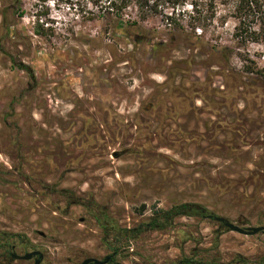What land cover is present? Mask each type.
I'll return each mask as SVG.
<instances>
[{
  "label": "rangeland",
  "instance_id": "374dc122",
  "mask_svg": "<svg viewBox=\"0 0 264 264\" xmlns=\"http://www.w3.org/2000/svg\"><path fill=\"white\" fill-rule=\"evenodd\" d=\"M13 2L0 0V231L27 239L16 255L103 260L113 254L96 216L134 228L153 207L185 202L264 226V43L239 45L229 21L197 31L193 46L190 31L159 17L133 43L124 36L135 30L85 20L76 0H21L17 14ZM222 47L227 58L211 55ZM220 230L213 219L179 218L124 240L128 250L109 264H168L179 247H199L205 262L241 254L259 264L263 233L224 230L215 248ZM0 264L33 261L0 249Z\"/></svg>",
  "mask_w": 264,
  "mask_h": 264
},
{
  "label": "trees",
  "instance_id": "16d2710c",
  "mask_svg": "<svg viewBox=\"0 0 264 264\" xmlns=\"http://www.w3.org/2000/svg\"><path fill=\"white\" fill-rule=\"evenodd\" d=\"M82 14L85 20H101L106 25H112L115 29L122 32L133 31L136 33L125 38H131L133 43L144 40L141 32V24L151 18L159 17L166 27L175 31H190L188 42L196 45L200 37L197 31L207 32L210 29L223 28L229 21L233 22L232 38L239 45L244 46L249 43H264V0H76L71 5ZM14 13L17 14L21 9V0H14ZM19 13V16H21ZM125 15H134V20L124 21ZM35 33L39 31L35 29ZM211 55L218 57H228V47H222ZM224 53V55L222 54ZM228 53L227 55H225ZM19 69L24 71L33 80L34 75L26 65H19ZM253 73V70H247ZM225 80L229 77V72H223ZM239 78V77H238ZM240 79V78H239ZM63 193L66 191L63 190ZM78 201H68L69 205L76 204ZM208 216L214 217L215 214L206 206L185 202L178 203L170 208L161 209L153 207L148 219L134 228H123L114 220L108 218L105 213L95 217V220L102 229V243L111 251L112 261L121 250H128V245L123 241L135 240L146 231L164 232L172 228L179 218L186 219H206ZM220 231L215 232V248H218L219 238L225 229L220 224ZM0 249L7 255L15 243H19L23 249H27L29 243L20 234L5 233L0 231ZM127 244V243H125ZM199 245V243H198ZM197 245V246H198ZM180 258L168 264H250L249 260L241 254H235L228 261L214 259L205 262L198 257L199 247L191 249L189 254L184 252L183 247H179ZM126 258V255H122ZM76 264V263H74ZM259 264H264V257L259 260Z\"/></svg>",
  "mask_w": 264,
  "mask_h": 264
},
{
  "label": "water",
  "instance_id": "95a60500",
  "mask_svg": "<svg viewBox=\"0 0 264 264\" xmlns=\"http://www.w3.org/2000/svg\"><path fill=\"white\" fill-rule=\"evenodd\" d=\"M207 219H213L217 223L222 224L228 231L236 232L241 235H246V236H253L258 233H263L264 234V226H258V227H247V228H242L228 220H226L223 217L219 216H208ZM38 255L39 257L35 260L34 264H40V261L43 257V254L40 251H32L25 253L23 256L19 257L16 256V259H22V260H30L33 256ZM109 257L104 258L103 260H99L93 257H88L83 260L81 264H107L108 263Z\"/></svg>",
  "mask_w": 264,
  "mask_h": 264
},
{
  "label": "flooded vegetation",
  "instance_id": "af4514ba",
  "mask_svg": "<svg viewBox=\"0 0 264 264\" xmlns=\"http://www.w3.org/2000/svg\"><path fill=\"white\" fill-rule=\"evenodd\" d=\"M16 247H17V244H14V246H12V249H11V251H9L8 253H7V256L10 258V259H13V260H16V256H18V255H16ZM32 251H38V250H32ZM32 251H30V252H32ZM42 253V252H41ZM43 254V253H42ZM39 256L38 255H36V256H33L32 258H31V260L33 261V264H34V262H35V260L38 258ZM112 256H109V259H108V263L107 264H109V263H112L111 261H112V258H111ZM43 258L44 257H42V259H41V261H40V264H42V261H43ZM83 262V261H82ZM81 262V263H82ZM80 263V264H81Z\"/></svg>",
  "mask_w": 264,
  "mask_h": 264
}]
</instances>
